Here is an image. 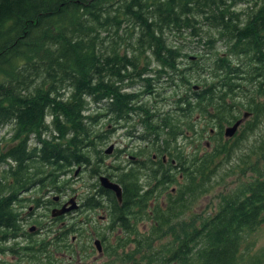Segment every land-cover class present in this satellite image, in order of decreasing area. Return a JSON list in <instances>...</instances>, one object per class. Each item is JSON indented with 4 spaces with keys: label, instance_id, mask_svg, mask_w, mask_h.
<instances>
[{
    "label": "trees",
    "instance_id": "16d2710c",
    "mask_svg": "<svg viewBox=\"0 0 264 264\" xmlns=\"http://www.w3.org/2000/svg\"><path fill=\"white\" fill-rule=\"evenodd\" d=\"M161 99L171 108L160 111ZM246 114L242 132L227 137ZM106 121L114 128L102 129ZM263 123L264 0H0V131L14 141L0 147V256L20 257L15 264L91 259L93 234L86 240L62 223L35 238L17 208L21 190L59 192V177L82 166L99 188L86 208L100 209L106 197L107 231L118 237L103 249L114 260L99 264H262L244 243L264 223V130L243 151L240 140ZM125 124H140L139 138L159 157L151 215L148 199L133 200L134 169L111 176L102 168V146ZM198 133L204 146L185 154L181 140ZM169 152L178 160L171 168L161 159ZM235 152L246 179L214 213L184 220ZM105 173L127 180L121 201L101 185ZM106 235L97 233L105 243Z\"/></svg>",
    "mask_w": 264,
    "mask_h": 264
},
{
    "label": "rangeland",
    "instance_id": "374dc122",
    "mask_svg": "<svg viewBox=\"0 0 264 264\" xmlns=\"http://www.w3.org/2000/svg\"><path fill=\"white\" fill-rule=\"evenodd\" d=\"M193 45H195V43H193ZM192 52L191 49H188ZM193 54V52H192ZM188 58H183V64L186 65L188 64ZM135 90L139 91L142 90V87L139 85H135ZM170 92L169 90L166 91L165 93H163L164 96L169 95ZM147 97V96H146ZM148 98V97H147ZM165 100H159L158 102V106L160 108V111H167L170 107V102L168 103L167 101L164 102ZM249 116H247L243 123L241 124L240 129L236 132L238 134H240L242 132V130L244 129V123L247 121V118ZM243 118V117H242ZM103 121L101 122L100 125H102ZM114 124H107V121L104 124V127H102V129H112L114 128ZM201 126V125H200ZM228 127V126H227ZM201 128H199L200 130ZM260 129L264 130V123L261 124V126L259 127V129L253 133V134H248L245 133V137L244 140H240V142L242 143L241 145V151H243L245 149V147L252 143V141H254V139L256 137H258V132L260 131ZM8 128H4L0 131V147L4 146L5 144H7L11 139V135L8 133ZM128 129H122V128H117V129H113L110 132V137L107 139L108 142L105 143L102 148L104 149V156H105V161L106 164H109L111 162L115 161L116 158V153L117 151L121 148H126L125 146L127 144H129V142L131 141L128 137V135L124 134V132H126ZM207 134V133H206ZM204 137H202L201 133H198L196 135H192L191 137H189L188 139H183L181 140V143L183 144L184 140H185V146L183 144V148L185 151V154L187 153H191L190 150V146L191 144L197 146V144H199L201 142V146H204L203 143H205L206 139L203 140ZM235 140V137L234 139ZM204 141V142H202ZM135 144V142L131 145L133 147V145ZM136 146L138 145V143L135 144ZM142 145V144H141ZM139 146V145H138ZM132 147L128 150L126 149L127 152L132 151ZM240 154V153H239ZM238 155V154H237ZM236 152L234 153L235 156V160L232 161L230 163V165H223L222 169L220 168V170L216 173V175L212 178V183L206 185L209 186V189L207 190V192L203 193L201 196L195 197L193 198V202L192 204H190V210L184 215V220L189 221L190 217L195 218L197 216H207L210 215L212 213H214V211H216L219 207V203L221 201V197L222 194H225L229 191H231L233 188H235L236 186H238L241 181L244 178V176H242V171L239 169V165H238V158H237ZM234 158V157H233ZM119 163H114V165H117ZM6 165H2L0 164V171H2L4 168H6ZM85 168V167H84ZM103 169H105V165H103L102 167ZM110 170L115 171L114 173H116L117 171L115 170V168H111ZM77 173H76V172ZM64 180V181H63ZM94 179L90 178V174L89 171H84L81 170L80 168H75L73 169V171H69L67 172L65 175L59 177V182L58 186H60L62 189V191L57 192L55 190H53L52 188L45 189V191H47L48 194V200L52 199L54 196L57 195H63L64 193H68L69 196L66 197V199H68V197H70V194L74 195L77 194L78 195V199H71V201H69L68 203H66L64 206L65 207H71L73 205H79L78 207H74L73 209H71L70 211L66 212V214L64 213L63 218L59 219V220H54V217L52 216V207H54V204H51L50 202H46L48 204L43 205V203H40V205H36L34 202H25L23 209H19L23 212L26 213H35V216H33V220L30 221L31 219L27 220L30 221V223H28V225L25 227V229L27 231H29L30 233H32L34 235L35 238H44V236H50V234H52L53 231H56V229H58L60 227V225L63 223H70V224H75L76 228H77V233L75 236H77L80 232L81 233H85L86 234V240H89L88 235L89 233L94 234L96 233L97 237L96 239H100L99 236H97L98 232H103L106 231L107 235H106V241L107 243L103 242V246L102 248L105 250V245L106 244H114L116 245L117 243V234H115L113 231H107V226H108V218L107 219H103L102 215H104V213L102 211H94L93 213L91 212L92 210H90L89 208H86L82 205L84 199L86 198L87 195L90 194L91 191V187H89V184L91 182H93ZM63 181L64 183L62 184ZM172 186L175 185H170V189L172 188ZM36 190H40V188H36ZM53 190V191H52ZM31 196V194H29ZM49 205L50 207L48 208ZM64 206L58 208L61 209ZM197 215V216H195ZM34 220L37 221V226H35V229L31 227V224H33L32 222H34ZM150 223H145L143 226H140V230L143 232H146L147 226ZM44 228H43V226ZM33 226V225H32ZM48 227V228H45ZM90 236V235H89ZM85 239V237L83 238ZM94 236L92 239V245H94ZM168 239V238H167ZM17 242H20L21 245L25 244V240L24 238H20ZM78 245V244H77ZM79 246V245H78ZM95 246V245H94ZM245 247L249 248V255L251 257H254L256 255H259L263 258V262L262 264H264V223L262 225L259 226L258 229H256L254 232H252L251 234L247 235L246 239H245V243H244ZM96 248V247H95ZM99 252L96 249L95 253H92L89 258L87 263L85 262H78L77 264H99L103 261L106 262H110L111 260H114V258H109L108 254L105 253L104 251ZM126 250H130V249H126ZM20 257L18 256H14L11 253L10 254H4L0 256V264H15L14 261L16 259L19 260ZM116 264H128V263H122V262H118Z\"/></svg>",
    "mask_w": 264,
    "mask_h": 264
},
{
    "label": "flooded vegetation",
    "instance_id": "af4514ba",
    "mask_svg": "<svg viewBox=\"0 0 264 264\" xmlns=\"http://www.w3.org/2000/svg\"><path fill=\"white\" fill-rule=\"evenodd\" d=\"M172 103V102H170ZM171 108V106H170ZM122 129H128L126 132H124V134L128 135L129 139L131 140L129 142V144H127L125 147L126 148H120L117 153H116V158L114 162H111L109 164H106L105 158H104V164H105V169L108 175L114 176V172H112V170H110L111 168H119L120 172H122V174H124L127 171H132V169H134V176H136V181H135V186H134V191H133V200H141L142 198L144 199H148V209H149V213L150 215L152 214V207L154 206V203L157 200V187H156V182H155V173L157 171V166L159 165V157L158 154L156 152L153 151L152 147L150 146L151 144L146 143L145 141H142L139 138V135L142 134V127L140 126V124L135 125V126H130L128 124H125L123 127H121ZM10 145L12 146L14 144L13 140H10ZM135 142L138 143V145L136 146L135 144L133 145V147L131 146L133 143ZM142 144V145H141ZM183 144H185V140L183 142ZM132 147V151L127 152L126 149H130ZM170 152L166 153L165 155L161 156V159L163 160L162 162L166 164L167 167L171 168V165H176V163L178 162V160L176 158H171L170 157ZM114 163H119L117 165H114ZM13 166L15 165V161H12L11 163ZM81 170H83L84 168L82 166L79 167ZM85 171V170H84ZM76 172V171H75ZM77 173V172H76ZM107 174H103L106 175ZM102 175V174H100ZM109 177V176H108ZM178 179L182 181L184 175L182 173L178 174ZM110 178V177H109ZM98 179L100 180V176L98 177ZM115 181V180H114ZM121 186L122 189V195L125 194V192L130 191L131 192V188L128 185V182L126 179H122V182H118ZM39 186L35 185L30 187L29 189H24L21 190L19 193V200L20 202L17 205L18 210L19 209H23L24 207V203L25 202H31L36 196L40 197V203H43V205H46V202L48 201V194L46 191H41L42 189L40 188V190H36V188H38ZM60 192L62 191L63 188H60ZM99 191V188L93 187L90 191L89 195H93L95 193H97ZM114 192V191H113ZM171 192L173 193H177L178 189L177 186H172L171 188ZM94 193V194H93ZM115 193V192H114ZM31 194V196L29 195ZM69 196V194L64 193L63 195H57L53 197L52 201H48L51 204H54V207H52V216L53 213L57 214L58 213V208L64 206L66 203H68L69 201H71V199H78V195L77 194H70V197H68V199H66V197ZM87 197V196H86ZM165 197L166 194L162 195V202H165ZM88 204L87 201H83L82 205L84 207H86L85 205ZM100 204H101V208L100 209H90L92 210L91 212L93 213L94 211H102L104 213V215H102L103 219H107V207H109V203H108V199L106 197H102L100 199ZM48 208L50 207L49 205H47ZM79 205H77L78 207ZM23 221H24V227H26L28 225V223H30V221L33 220V216H35V213H26L23 212L21 210H19ZM66 214V213H65ZM59 216H64L63 214L60 215H56L53 217H59ZM31 219L30 221H27ZM33 224H31V227L35 229V226H37V224L35 222H32ZM33 225V226H32ZM93 236L96 239V233L94 234L93 231ZM76 239V237L73 238V240ZM94 239V240H95ZM101 242H102V246H103V242L104 240L100 237ZM95 242V241H94ZM95 245V246H94ZM94 248L98 251V248L96 246V244L94 243Z\"/></svg>",
    "mask_w": 264,
    "mask_h": 264
},
{
    "label": "water",
    "instance_id": "95a60500",
    "mask_svg": "<svg viewBox=\"0 0 264 264\" xmlns=\"http://www.w3.org/2000/svg\"><path fill=\"white\" fill-rule=\"evenodd\" d=\"M248 115H244L243 118H240L238 119L233 125H229L226 130H225V135L227 137H233L236 132L239 130L241 124L243 123L244 119L247 117ZM100 183L102 186H104L105 188L107 189H111L112 191L115 192V194L118 196L119 200L121 201L122 200V189H121V186L118 182L116 181H113L112 179H110L108 176L106 175H101L100 176ZM76 208L77 205H73L71 207H63L61 209L58 210V213L55 214L53 213V216H56V215H60V214H64L68 211H70L71 209L73 208ZM98 248V251L101 252L102 251V242H101V239H96L95 242H94Z\"/></svg>",
    "mask_w": 264,
    "mask_h": 264
},
{
    "label": "bare ground",
    "instance_id": "6f19581e",
    "mask_svg": "<svg viewBox=\"0 0 264 264\" xmlns=\"http://www.w3.org/2000/svg\"><path fill=\"white\" fill-rule=\"evenodd\" d=\"M11 165V164H10ZM64 181V180H63ZM38 185V184H37ZM117 198H118V196H117ZM118 200H119V198H118ZM120 201V200H119Z\"/></svg>",
    "mask_w": 264,
    "mask_h": 264
}]
</instances>
